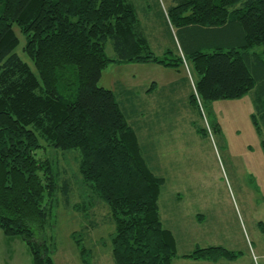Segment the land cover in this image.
Instances as JSON below:
<instances>
[{
	"label": "trees",
	"instance_id": "16d2710c",
	"mask_svg": "<svg viewBox=\"0 0 264 264\" xmlns=\"http://www.w3.org/2000/svg\"><path fill=\"white\" fill-rule=\"evenodd\" d=\"M172 2L161 13L179 34L181 51L157 55L133 0H0V230L24 239L33 264H55L44 230L58 193L72 205L70 181L40 154L46 147L79 151L82 183L108 206L116 226L115 264H173L177 256L159 204L165 179L154 163L155 118L173 110L169 102L158 103L160 112L140 108L139 96L119 101L100 86L111 61L173 67L188 61L196 75L189 100L196 107L197 96L233 99L256 89L252 119L264 136V0ZM15 26L36 70L17 52ZM109 39L115 58L106 53ZM95 203L73 206L86 214ZM75 238L84 258L88 250ZM183 257L233 261L238 253L209 246Z\"/></svg>",
	"mask_w": 264,
	"mask_h": 264
},
{
	"label": "rangeland",
	"instance_id": "374dc122",
	"mask_svg": "<svg viewBox=\"0 0 264 264\" xmlns=\"http://www.w3.org/2000/svg\"><path fill=\"white\" fill-rule=\"evenodd\" d=\"M133 1L153 51L157 55L168 49L181 51L179 34L161 13L173 5L172 0ZM15 31L20 39L17 52L36 70L23 51L26 37L17 26ZM106 53L116 57L112 39L106 43ZM195 79L188 61L180 67L111 61L103 69L99 85L112 90L119 101L128 95L132 101L145 96L147 89L155 85L157 94L149 104L160 112L158 103L169 102L173 110L165 111L168 116L155 118L154 163L165 179L159 199L163 222L173 229L177 239L174 264H264V136L252 119L256 89L233 99L201 101L197 96L196 107L189 100ZM134 120L130 118L131 124ZM200 127L205 135L198 131ZM40 154L54 161L61 180L67 178L72 189L70 206L63 191L58 193L44 230L55 264H115L112 235L116 226L107 217L108 206L82 183L79 151L46 147ZM88 199L96 202L89 213L73 206ZM76 235L88 250L86 259ZM7 238L0 230V264H33L24 239ZM196 246H221L238 253V257L217 263L182 257Z\"/></svg>",
	"mask_w": 264,
	"mask_h": 264
},
{
	"label": "crops",
	"instance_id": "0c3cea01",
	"mask_svg": "<svg viewBox=\"0 0 264 264\" xmlns=\"http://www.w3.org/2000/svg\"><path fill=\"white\" fill-rule=\"evenodd\" d=\"M157 87L155 86V85H152L149 89H147V92H146V94H145V96H142V97H140L139 96V98H140V100H141V102L139 103V105H138V107H140V108H143V106H145L146 104L147 105H149V106H151V108L153 109V111L154 110H156L151 104H149V102H151V101H154V97H155V95L157 94ZM143 105V106H142ZM160 203V202H159ZM161 216H162V214H161ZM201 219V218H200ZM162 221H163V216H162ZM164 223V222H163ZM198 224L199 225H202L203 224V222H200V221H198ZM167 227V226H166ZM167 228H169L172 232H173V234H174V237H175V240H176V244H177V239H176V235H175V232L173 231V229H171L170 227H167ZM9 238H7V240H8ZM197 247H201V246H196L195 248H197ZM194 248V249H195ZM177 249H178V246H177ZM193 249V250H194ZM178 252V251H177ZM191 253V252H190ZM183 257V256H182ZM175 258H177V256L175 257ZM175 258H174V260H175ZM188 259V258H187ZM174 260H173V264H174ZM190 261H195V262H198V261H200V262H203V263H209V261H207V260H193V259H190ZM220 261V260H219ZM227 261V260H226ZM234 261V260H233ZM213 261H211L210 263H212ZM218 262V261H217ZM217 262H213V263H217ZM229 262H232V261H229Z\"/></svg>",
	"mask_w": 264,
	"mask_h": 264
}]
</instances>
